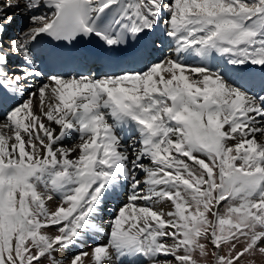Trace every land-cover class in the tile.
Instances as JSON below:
<instances>
[{"label": "snow or ice", "instance_id": "snow-or-ice-1", "mask_svg": "<svg viewBox=\"0 0 264 264\" xmlns=\"http://www.w3.org/2000/svg\"><path fill=\"white\" fill-rule=\"evenodd\" d=\"M257 254L264 0H0V264Z\"/></svg>", "mask_w": 264, "mask_h": 264}, {"label": "rangeland", "instance_id": "rangeland-1", "mask_svg": "<svg viewBox=\"0 0 264 264\" xmlns=\"http://www.w3.org/2000/svg\"><path fill=\"white\" fill-rule=\"evenodd\" d=\"M18 23V20L16 21V23L14 25H16ZM25 25V23H24ZM23 28L22 26H15L14 29L16 31V34L19 32V30ZM13 29V28H11ZM14 31V33H15ZM10 34H12L13 32H9ZM54 206V205H53ZM255 260H256V264H264V258L260 257L259 254H257V256L255 257Z\"/></svg>", "mask_w": 264, "mask_h": 264}, {"label": "bare ground", "instance_id": "bare-ground-1", "mask_svg": "<svg viewBox=\"0 0 264 264\" xmlns=\"http://www.w3.org/2000/svg\"><path fill=\"white\" fill-rule=\"evenodd\" d=\"M17 20H18V23H17L15 26H23L24 23H26V21H25L23 18H17ZM17 20H16V21H17ZM11 31L14 33V30H13V29H10L9 32H11ZM8 34L11 35L10 33H8ZM15 35H16V34H15ZM163 210H164V211L169 210L168 205H164V206H163Z\"/></svg>", "mask_w": 264, "mask_h": 264}]
</instances>
